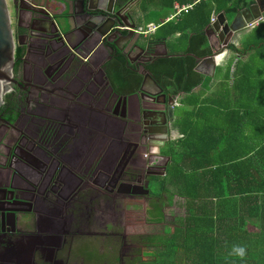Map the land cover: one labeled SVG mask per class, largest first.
I'll return each mask as SVG.
<instances>
[{"label":"flooded vegetation","instance_id":"af4514ba","mask_svg":"<svg viewBox=\"0 0 264 264\" xmlns=\"http://www.w3.org/2000/svg\"><path fill=\"white\" fill-rule=\"evenodd\" d=\"M140 2L91 0L83 17L72 1L7 4L15 48L0 100V264H93L94 251L101 264H141L155 255L149 239L169 226L165 152L180 136L181 104L151 69L163 44L137 32L151 11ZM64 17L71 48L58 33ZM157 205L161 224L146 220ZM139 211L162 230H129L127 214Z\"/></svg>","mask_w":264,"mask_h":264},{"label":"trees","instance_id":"16d2710c","mask_svg":"<svg viewBox=\"0 0 264 264\" xmlns=\"http://www.w3.org/2000/svg\"><path fill=\"white\" fill-rule=\"evenodd\" d=\"M144 1V11L153 3L166 12L172 11L174 2L193 4L178 20L163 24L151 36L152 42H165L171 55L156 60L151 69L175 95L190 93L197 85L187 77L191 67L186 57L210 52L203 30L211 15L223 12L231 18L253 3ZM158 19L149 17L148 12L146 23H157ZM228 47L240 55L252 51L247 60L249 77L259 72L264 76V24L252 31L241 49ZM233 88L238 93L247 88L248 96L264 98V81L247 82L241 71ZM182 101L185 108L175 122L180 137L165 152L171 159L165 178L183 199L185 215L174 218L175 228L167 226L149 239L156 252L141 264H264V103L237 104L232 110L218 112L199 110L188 99ZM162 209L157 205L148 211L146 220L163 223L166 212ZM239 248L244 249L242 256Z\"/></svg>","mask_w":264,"mask_h":264},{"label":"crops","instance_id":"0c3cea01","mask_svg":"<svg viewBox=\"0 0 264 264\" xmlns=\"http://www.w3.org/2000/svg\"><path fill=\"white\" fill-rule=\"evenodd\" d=\"M175 3L177 2H174V4ZM59 5L61 6V3ZM149 7L150 10L160 9V7L156 4L154 5V3L150 4ZM151 12L152 11H150V13ZM171 12L172 11H161V14H168L165 16L168 17ZM53 15V18L56 21L57 18L61 17V13L59 11H55ZM159 20L160 17L158 21ZM260 24H264V20H261L254 28H246L239 31L232 37L227 46H222L214 35L210 37L206 36L207 46L210 52L199 56L189 54L188 57H186V64L191 67V70H188L187 77L189 80L197 83V85L190 93H182L179 96V103L183 108H185V103L182 101L184 99L191 101V104L195 102L199 110L202 108H212L214 111L217 110L218 112H227L232 110L237 104L257 105L264 103V98H253L248 96L247 88L242 89L241 93H238L233 88L238 71H241L243 79H247V82L262 83V81H264V76L260 75V72L257 73V76L249 77L247 60L249 55L253 52L249 51L240 55L238 52L229 49L228 47L229 45H234L241 49L242 45L247 41V38L250 36L252 31L258 28ZM175 36L177 37L178 34ZM170 40L171 39H168V41ZM160 44L165 45L167 51H169L165 42ZM209 56H212V59H206ZM192 97H194L193 100ZM188 107L190 108L189 105Z\"/></svg>","mask_w":264,"mask_h":264},{"label":"water","instance_id":"95a60500","mask_svg":"<svg viewBox=\"0 0 264 264\" xmlns=\"http://www.w3.org/2000/svg\"><path fill=\"white\" fill-rule=\"evenodd\" d=\"M70 1L73 2L74 9L77 5L79 6L80 11L75 13L78 15L77 17H83L88 13L91 0H61L64 5L67 4L68 6H70ZM39 10H42L44 15H49V12L39 8H32L28 11L37 14L40 13ZM64 18L65 19L60 26L59 31L58 28L57 31L60 33L65 47L71 48L66 41V37L73 33V26L70 18ZM257 19L264 20V0H253L251 5L241 9L231 18L226 17L223 12L217 14L215 22L206 26L203 32L208 37L214 35L222 46H227L235 34L243 29H246L249 22ZM162 46V52L158 53L154 50L152 58L149 61L155 62L159 58L171 56L168 54L166 46ZM14 48L15 43L12 35L8 5L6 0H0V95L7 91V83L11 79L10 76L13 65ZM211 57L212 56H209L206 59H212ZM141 75L143 76L141 84L143 86L147 79L150 78V75L145 71H142Z\"/></svg>","mask_w":264,"mask_h":264},{"label":"rangeland","instance_id":"374dc122","mask_svg":"<svg viewBox=\"0 0 264 264\" xmlns=\"http://www.w3.org/2000/svg\"><path fill=\"white\" fill-rule=\"evenodd\" d=\"M7 4H11V0H7ZM146 5V2L144 0H141L140 6L143 9V7ZM155 5V3H154ZM151 13H149V17L156 18L160 17V19L164 18L168 14H161V9H151ZM146 20H147V15H145L144 20L141 21L140 26L142 29L146 28ZM155 23V22H154ZM182 109V106L177 107V111L180 112ZM171 192L173 193L172 195V203L171 205H165V211H167V216L165 217V224L171 226L172 228H175L177 226V222L174 221V218H182L185 215V209L183 206V199L178 196V191L175 190L173 187L171 188ZM158 193V192H156ZM167 200H171V196L167 197ZM163 201V200H162ZM133 204L130 202V205ZM147 206L146 203L143 201H140V207L141 209L143 207ZM168 212H171V214H168ZM128 218L130 220V227L129 230H134L135 232H139L138 234H149L153 232H160L163 228V225H156V226H148L145 225L143 222V212H131L128 213ZM131 238V237H130ZM145 243V241L143 242ZM151 252H156V250H151ZM150 254V253H149ZM103 259V256L97 255L94 251L93 258H91V261L93 264H101Z\"/></svg>","mask_w":264,"mask_h":264},{"label":"built area","instance_id":"2783aa9c","mask_svg":"<svg viewBox=\"0 0 264 264\" xmlns=\"http://www.w3.org/2000/svg\"><path fill=\"white\" fill-rule=\"evenodd\" d=\"M7 2V0H6ZM192 6L193 4H184V5H180V4H177L175 3L173 5V10L171 12V14L168 16V17H165L163 19H160L157 23H148L146 25V28L145 29H142L139 28L138 29V33L143 35V36H149V35H152L156 32V30L162 26L163 24L173 20V19H178L182 13H186L188 10L192 9ZM216 20V14H212L211 17H210V23H213L215 22ZM261 20L257 19V20H253L251 22H249L247 24V28H254L255 26L258 25V23L260 22ZM7 87H8V83H7ZM8 90V89H7ZM7 92V91H6ZM6 92H4L3 94L0 95V100H1V97L2 95H4ZM180 137V136H179Z\"/></svg>","mask_w":264,"mask_h":264},{"label":"clouds","instance_id":"9594fccd","mask_svg":"<svg viewBox=\"0 0 264 264\" xmlns=\"http://www.w3.org/2000/svg\"><path fill=\"white\" fill-rule=\"evenodd\" d=\"M237 251L239 252V254H240L241 256L244 254V249H242V248L237 249Z\"/></svg>","mask_w":264,"mask_h":264}]
</instances>
